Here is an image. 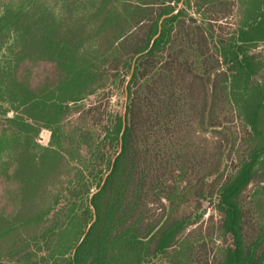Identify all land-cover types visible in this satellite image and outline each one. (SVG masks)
<instances>
[{
    "label": "trees",
    "instance_id": "obj_1",
    "mask_svg": "<svg viewBox=\"0 0 264 264\" xmlns=\"http://www.w3.org/2000/svg\"><path fill=\"white\" fill-rule=\"evenodd\" d=\"M260 42L264 0H0V264H264Z\"/></svg>",
    "mask_w": 264,
    "mask_h": 264
},
{
    "label": "rangeland",
    "instance_id": "obj_2",
    "mask_svg": "<svg viewBox=\"0 0 264 264\" xmlns=\"http://www.w3.org/2000/svg\"><path fill=\"white\" fill-rule=\"evenodd\" d=\"M232 18H229L228 20L222 19L219 22L223 23V24H231L232 22ZM252 52L256 53V55L259 57V59L261 60V68L260 71L258 73H256L254 75V81L256 82H264V42H260L259 44H257L254 48L251 49ZM47 66H50L52 69L54 68L53 64H48ZM108 74L110 75V78L112 79V75L115 73V71L113 69H109L107 70ZM130 77V76H129ZM128 77V79H129ZM109 78V77H108ZM109 78V79H110ZM121 84H123L121 82ZM114 85L113 83L111 85H108L105 89H98L95 93L88 95L84 100L80 101L78 104H72L70 111L66 117V119L61 123L62 127L64 130L67 131V129H72L73 126H77V118L79 117V110L80 109H87L91 106H99L101 108V110H105V112L107 111H114L117 110L119 107H121L122 105H124L125 107V103L127 101V92L125 90V83L124 86L122 85ZM123 115H124V108H123ZM104 122L106 121V117L103 119ZM226 119H224L225 121ZM87 122H84L83 126L88 127L86 125ZM228 127H236L238 130L241 131V127H237V123L236 122H228L225 121V124ZM96 129H98V126H95ZM197 129L200 130L201 133L200 135H203V137H207V142H205L207 145L210 146V148L213 146V141L215 138V133H213L212 130H209L207 132L202 131V129L197 126ZM203 133V134H202ZM51 131L48 129H43L39 135V141L40 143L44 144V145H48L51 141ZM228 154H225V166L222 165V170L224 171V176L229 173L230 171H233L236 167H235V153L231 154V157L228 159V157H226ZM264 163V162H263ZM262 166H260L257 176L254 179V181L252 183L249 184V186L245 189L244 191V198L246 199L247 203H251L254 200L255 195L257 194L256 192L261 189L262 187H264V179L261 178L263 172H264V164H261ZM223 176V177H224ZM263 191V190H262ZM95 192V191H94ZM261 193H264L261 192ZM260 198L258 199L259 202L258 204L255 202V206L262 208L264 207V195L259 196ZM216 202V200H213L212 196L206 198V200L204 201L205 204H207L209 207L207 208L206 212L204 213V215L202 216V218L195 224L191 225L188 229H186L184 232L185 233H189L192 229V231L194 229H197L196 231L198 232L199 229L202 230H207V228H211L213 226V224H211L210 217L213 216L214 220H219L220 219V215L217 213V211L213 208L214 203ZM264 209V208H263ZM253 210V208H252ZM251 210V211H252ZM251 227L253 228H257L255 226L252 225V222L250 224ZM191 231V232H192ZM209 244H211V242L209 241ZM208 244V245H209ZM206 252V251H205ZM197 252H194L192 257L196 256ZM209 255V254H208ZM206 253L204 254V258L206 259ZM192 257H189L190 259H187V262H185L183 259L181 260L182 264H211L212 259L211 256L209 257V261L207 263V260H205V263H199V262H195L191 259ZM211 262V263H209ZM152 264H163L162 261H155Z\"/></svg>",
    "mask_w": 264,
    "mask_h": 264
},
{
    "label": "water",
    "instance_id": "obj_3",
    "mask_svg": "<svg viewBox=\"0 0 264 264\" xmlns=\"http://www.w3.org/2000/svg\"><path fill=\"white\" fill-rule=\"evenodd\" d=\"M137 56H138V55H137ZM125 114H126V106L124 107V117H125ZM124 124H125V123H124ZM123 131H124V128H123ZM123 131H122V133H123ZM105 179H106V177L103 179L101 185L105 182ZM99 189H100V188H99ZM93 210H94V220H95V218H96V210H95L94 207H93ZM94 220H93V221H94ZM93 221H92V222H93ZM92 222H91V223H92ZM91 223L89 224L88 228L90 227Z\"/></svg>",
    "mask_w": 264,
    "mask_h": 264
},
{
    "label": "crops",
    "instance_id": "obj_4",
    "mask_svg": "<svg viewBox=\"0 0 264 264\" xmlns=\"http://www.w3.org/2000/svg\"><path fill=\"white\" fill-rule=\"evenodd\" d=\"M177 11V10H176Z\"/></svg>",
    "mask_w": 264,
    "mask_h": 264
}]
</instances>
